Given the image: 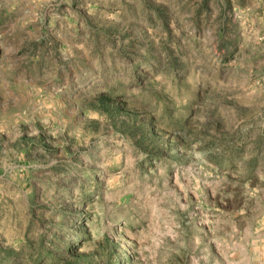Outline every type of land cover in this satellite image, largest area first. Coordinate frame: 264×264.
<instances>
[{
  "label": "rangeland",
  "instance_id": "rangeland-1",
  "mask_svg": "<svg viewBox=\"0 0 264 264\" xmlns=\"http://www.w3.org/2000/svg\"><path fill=\"white\" fill-rule=\"evenodd\" d=\"M0 264H264V0H0Z\"/></svg>",
  "mask_w": 264,
  "mask_h": 264
}]
</instances>
